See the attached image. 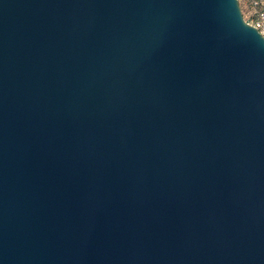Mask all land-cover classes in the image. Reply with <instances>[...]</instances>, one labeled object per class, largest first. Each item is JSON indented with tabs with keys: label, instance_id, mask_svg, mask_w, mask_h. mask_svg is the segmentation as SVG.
Returning <instances> with one entry per match:
<instances>
[{
	"label": "water",
	"instance_id": "water-1",
	"mask_svg": "<svg viewBox=\"0 0 264 264\" xmlns=\"http://www.w3.org/2000/svg\"><path fill=\"white\" fill-rule=\"evenodd\" d=\"M0 264H264L239 0H0Z\"/></svg>",
	"mask_w": 264,
	"mask_h": 264
},
{
	"label": "rangeland",
	"instance_id": "rangeland-1",
	"mask_svg": "<svg viewBox=\"0 0 264 264\" xmlns=\"http://www.w3.org/2000/svg\"><path fill=\"white\" fill-rule=\"evenodd\" d=\"M245 21L251 25L260 22V31L264 33V0H239Z\"/></svg>",
	"mask_w": 264,
	"mask_h": 264
},
{
	"label": "built area",
	"instance_id": "built-area-1",
	"mask_svg": "<svg viewBox=\"0 0 264 264\" xmlns=\"http://www.w3.org/2000/svg\"><path fill=\"white\" fill-rule=\"evenodd\" d=\"M253 26H255L259 31H260V27H262V25H261V23L260 22H258V23H256V25H253ZM261 32V31H260ZM262 33V32H261ZM263 34V36H264V33H262Z\"/></svg>",
	"mask_w": 264,
	"mask_h": 264
}]
</instances>
